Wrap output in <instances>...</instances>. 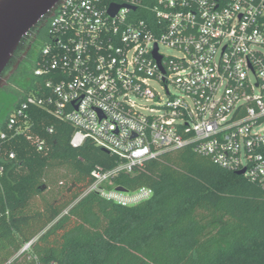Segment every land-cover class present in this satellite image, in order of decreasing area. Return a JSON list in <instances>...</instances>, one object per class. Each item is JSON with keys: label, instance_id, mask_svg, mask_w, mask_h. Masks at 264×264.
I'll return each instance as SVG.
<instances>
[{"label": "built area", "instance_id": "built-area-1", "mask_svg": "<svg viewBox=\"0 0 264 264\" xmlns=\"http://www.w3.org/2000/svg\"><path fill=\"white\" fill-rule=\"evenodd\" d=\"M47 23L6 127L25 134L34 106L114 157L84 195L144 202L114 179L186 146L264 188V0H63Z\"/></svg>", "mask_w": 264, "mask_h": 264}, {"label": "trees", "instance_id": "trees-1", "mask_svg": "<svg viewBox=\"0 0 264 264\" xmlns=\"http://www.w3.org/2000/svg\"><path fill=\"white\" fill-rule=\"evenodd\" d=\"M10 111L0 122V264H264L258 183L186 146L119 174L115 185L152 191L120 206L84 195L92 169L114 167V157L91 142L72 147L73 128L34 106L30 138L15 135Z\"/></svg>", "mask_w": 264, "mask_h": 264}, {"label": "water", "instance_id": "water-1", "mask_svg": "<svg viewBox=\"0 0 264 264\" xmlns=\"http://www.w3.org/2000/svg\"><path fill=\"white\" fill-rule=\"evenodd\" d=\"M62 1L0 0V90L8 85L37 35ZM117 9L113 6L110 14L114 15ZM244 171L236 174L243 175Z\"/></svg>", "mask_w": 264, "mask_h": 264}, {"label": "rangeland", "instance_id": "rangeland-1", "mask_svg": "<svg viewBox=\"0 0 264 264\" xmlns=\"http://www.w3.org/2000/svg\"><path fill=\"white\" fill-rule=\"evenodd\" d=\"M27 82V79L22 80L17 75L10 81L7 88H3L0 90V122L5 118L7 113L12 109L13 105L24 92ZM13 84H15L16 89L13 87Z\"/></svg>", "mask_w": 264, "mask_h": 264}, {"label": "flooded vegetation", "instance_id": "flooded-vegetation-1", "mask_svg": "<svg viewBox=\"0 0 264 264\" xmlns=\"http://www.w3.org/2000/svg\"><path fill=\"white\" fill-rule=\"evenodd\" d=\"M45 40H46V31L42 29L39 32V34L37 35L35 41L32 43L29 52L23 58L20 65L18 66L17 70L14 72V74L10 78L8 85H9L10 81L17 75L22 80H24V79L28 80L29 79L31 64H32L33 60L37 57L39 50L41 48V45L44 43ZM8 85L5 88H7ZM13 87L16 89L15 84H13ZM0 115H1V113H0Z\"/></svg>", "mask_w": 264, "mask_h": 264}]
</instances>
